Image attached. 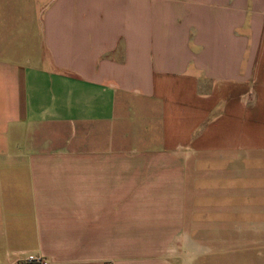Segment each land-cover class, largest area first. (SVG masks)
<instances>
[{
	"label": "crops",
	"instance_id": "obj_1",
	"mask_svg": "<svg viewBox=\"0 0 264 264\" xmlns=\"http://www.w3.org/2000/svg\"><path fill=\"white\" fill-rule=\"evenodd\" d=\"M43 1L0 0V264L264 230V0Z\"/></svg>",
	"mask_w": 264,
	"mask_h": 264
},
{
	"label": "rangeland",
	"instance_id": "obj_2",
	"mask_svg": "<svg viewBox=\"0 0 264 264\" xmlns=\"http://www.w3.org/2000/svg\"><path fill=\"white\" fill-rule=\"evenodd\" d=\"M40 2L42 5L44 1ZM144 248L149 251L151 244L138 247L139 250ZM237 248L228 253L222 249L212 253L203 251L193 261L190 246L185 247L184 251L183 248L169 246L168 254L170 256L177 253L176 264H264V230H243V246Z\"/></svg>",
	"mask_w": 264,
	"mask_h": 264
},
{
	"label": "built area",
	"instance_id": "obj_3",
	"mask_svg": "<svg viewBox=\"0 0 264 264\" xmlns=\"http://www.w3.org/2000/svg\"><path fill=\"white\" fill-rule=\"evenodd\" d=\"M24 264H50V261L43 255L27 254L23 259Z\"/></svg>",
	"mask_w": 264,
	"mask_h": 264
}]
</instances>
